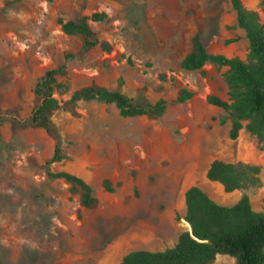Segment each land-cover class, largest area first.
I'll return each instance as SVG.
<instances>
[{
    "label": "rangeland",
    "instance_id": "rangeland-1",
    "mask_svg": "<svg viewBox=\"0 0 264 264\" xmlns=\"http://www.w3.org/2000/svg\"><path fill=\"white\" fill-rule=\"evenodd\" d=\"M241 2L264 25L262 0ZM93 12L105 14L89 24L110 52L84 50L82 36L57 21ZM196 33L209 52L248 59L230 0H0V264H118L128 251L169 247L188 228L184 191L191 185L225 205L246 194L264 212V141L243 127L237 150L228 111L207 101L209 94L229 100L227 67L181 66ZM62 64L67 74L57 76L59 107L50 114L54 137L31 125L30 115L37 78ZM92 83L135 103L163 98L167 106L148 117L99 99L67 104L73 90ZM181 88L193 94L176 103ZM55 144L62 158L47 165ZM214 159L259 169L226 192L206 177ZM47 168L84 179L96 205L82 206L78 187L48 177ZM104 178L113 191L101 187ZM211 264L235 258L218 254Z\"/></svg>",
    "mask_w": 264,
    "mask_h": 264
},
{
    "label": "trees",
    "instance_id": "trees-1",
    "mask_svg": "<svg viewBox=\"0 0 264 264\" xmlns=\"http://www.w3.org/2000/svg\"><path fill=\"white\" fill-rule=\"evenodd\" d=\"M235 10L237 25L245 32L248 42V59L238 56H226L209 52L198 33L191 38V46L181 60V66L187 70L200 69L206 63L227 67L226 83L229 100L218 95L209 94L207 101L228 111L230 127L228 136L236 139L243 127L264 141V25L255 10L247 9L241 0H230ZM264 9V0H262ZM103 12H93L79 19L58 18L63 32L80 34L82 47L89 50L97 46L110 52L112 45L100 40L91 28L89 21H102ZM66 53L65 58L71 57ZM64 64L46 69L34 86V93L39 102L30 115V124L45 129L56 136L50 120V114L59 107V100L54 97L57 76H65ZM188 89L178 90L174 102L180 103L192 96ZM99 99L113 102L125 115H161L167 100L160 98L153 103H135L119 90L105 86L89 84L73 90L67 104L78 100ZM243 121H246L243 124ZM62 158L60 147L55 144L49 165ZM257 166L242 162H225L214 159L210 162L206 177L221 183L224 191L230 192L241 187L249 179L252 170L258 172ZM46 174L51 178H62L78 187L79 202L84 207H93L97 199L92 187L80 176L68 171H53L47 168ZM101 187L113 191L111 181L104 178ZM185 221L190 225L182 230L174 245L161 250L134 249L120 258L118 264H211L218 254H227L235 258V264H264V212L251 207L246 194L241 195L234 203L225 205L214 201L199 186L191 185L184 191Z\"/></svg>",
    "mask_w": 264,
    "mask_h": 264
},
{
    "label": "crops",
    "instance_id": "crops-1",
    "mask_svg": "<svg viewBox=\"0 0 264 264\" xmlns=\"http://www.w3.org/2000/svg\"><path fill=\"white\" fill-rule=\"evenodd\" d=\"M233 140H235L236 142H237V150H239L240 149V147H242V144H243V134H242V132L241 131H239V135L237 136V138L236 139H233ZM174 243L175 242H173L172 243V245H174ZM171 245V246H172ZM170 247V246H169ZM148 250H150V249H148ZM159 250H161V249H159ZM112 255V254H111ZM115 257V255L113 256V258Z\"/></svg>",
    "mask_w": 264,
    "mask_h": 264
},
{
    "label": "bare ground",
    "instance_id": "bare-ground-1",
    "mask_svg": "<svg viewBox=\"0 0 264 264\" xmlns=\"http://www.w3.org/2000/svg\"><path fill=\"white\" fill-rule=\"evenodd\" d=\"M117 254H118V253H117ZM107 256H108V259H110V260H112V261H113V259L115 258V257L113 258V255H111V254H109V255H107ZM105 258H106V257H105ZM105 258H104V259H105ZM104 259H103V260H104ZM110 260H109V261H110ZM107 262H108V260H107ZM111 263H112V262L110 261V264H111Z\"/></svg>",
    "mask_w": 264,
    "mask_h": 264
},
{
    "label": "water",
    "instance_id": "water-1",
    "mask_svg": "<svg viewBox=\"0 0 264 264\" xmlns=\"http://www.w3.org/2000/svg\"><path fill=\"white\" fill-rule=\"evenodd\" d=\"M186 223H187V222H186ZM187 225H188V228H187V229L190 231V230H191L190 225H189L188 223H187Z\"/></svg>",
    "mask_w": 264,
    "mask_h": 264
}]
</instances>
